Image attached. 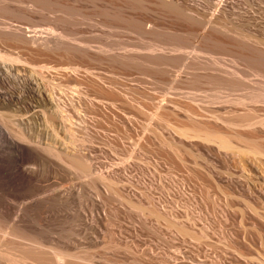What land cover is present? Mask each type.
Segmentation results:
<instances>
[{
	"label": "bare ground",
	"instance_id": "1",
	"mask_svg": "<svg viewBox=\"0 0 264 264\" xmlns=\"http://www.w3.org/2000/svg\"><path fill=\"white\" fill-rule=\"evenodd\" d=\"M241 1L0 0V264H51L52 256L46 255L54 251L57 258L62 251L48 247L51 231L43 228L42 217L30 219L34 211L51 206L54 197L28 202L12 223L14 211L7 195L17 188L37 187L43 169L86 174L83 153L75 155L52 141L60 130L86 126L83 106L100 102L89 99L83 79L105 83L104 72H110L134 75L142 85L159 88L170 82L176 98L201 103L195 102L199 114L185 110L194 125L179 132L181 137L200 138L203 154L214 152L212 143L228 152L222 126L264 131V118L230 111L241 106L245 115L255 107L264 112V21L256 22L255 12L249 11L264 8V0H243L244 8ZM162 18L170 24H163ZM88 24L99 34H85L82 28ZM121 32L141 38L135 43L111 39ZM188 55L192 60L186 63ZM224 55L245 69L230 70ZM181 65L185 70L177 76L174 68ZM242 74L259 80L248 85ZM166 101L156 104L158 113L170 109L169 103L177 108L174 100ZM73 111L76 116L69 114ZM260 195L264 198L263 191ZM64 253V262L77 256L69 253L66 258Z\"/></svg>",
	"mask_w": 264,
	"mask_h": 264
},
{
	"label": "rangeland",
	"instance_id": "2",
	"mask_svg": "<svg viewBox=\"0 0 264 264\" xmlns=\"http://www.w3.org/2000/svg\"><path fill=\"white\" fill-rule=\"evenodd\" d=\"M239 4L245 7L244 1ZM249 11L255 12L256 22L264 21L263 7ZM161 20L168 26L169 20ZM82 29L90 36L99 32L91 24ZM124 35L129 34L111 39L135 43L141 38ZM222 58L230 70L245 69L231 55ZM184 70V65L174 68L177 76ZM104 73L106 85L89 78L81 81L89 99L100 101L83 106L86 126L60 130L58 138L52 137L62 149L84 154L86 174L41 170L39 187L17 188L7 195L14 211L10 221L18 220L28 202L50 194L51 206L43 207L45 213L34 211L30 219L42 217L43 228L51 231L48 247L67 251L66 258L77 254L73 260L64 258L69 264H263L264 152L259 150H264V131L222 126L228 152L212 143L214 152L203 154L200 138L181 137L179 132L194 125L185 110L199 114L200 101L176 98L168 81L159 88L142 85L134 75ZM242 76L248 85L259 80ZM158 100H174L177 108L169 103L170 109L158 113ZM239 107L230 111L264 118L261 108L245 115L246 108ZM69 114L76 116L74 111ZM62 251L56 258L48 250L49 262L63 264Z\"/></svg>",
	"mask_w": 264,
	"mask_h": 264
}]
</instances>
